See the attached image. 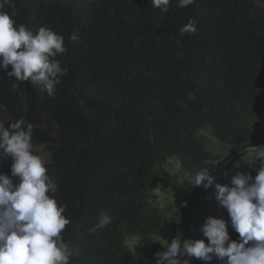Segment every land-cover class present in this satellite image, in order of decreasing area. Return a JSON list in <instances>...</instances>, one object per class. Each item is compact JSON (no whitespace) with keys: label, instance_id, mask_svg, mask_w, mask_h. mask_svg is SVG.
Here are the masks:
<instances>
[{"label":"clouds","instance_id":"obj_1","mask_svg":"<svg viewBox=\"0 0 264 264\" xmlns=\"http://www.w3.org/2000/svg\"><path fill=\"white\" fill-rule=\"evenodd\" d=\"M246 1L146 0L161 16L183 18L181 36L210 32L209 43L214 42L215 56L210 58L211 63L206 68L192 69L188 85L195 94L207 84L212 94H220L221 106L228 114L251 111L232 102L239 93L234 90L249 83L252 73L264 71V34L245 38L248 32L257 31L264 21V0H258L256 7L253 5L252 16L243 23L232 25L235 19L231 18L225 25L228 16L244 19ZM190 9L198 15L188 16ZM218 14L219 25L216 24ZM125 16L122 0H0V264H70L72 253L62 232L71 220L63 214L66 208L57 200L63 177L59 171L49 173L53 145L23 113L47 99L66 96L82 67L95 78L99 56L83 45L97 36L109 45H126L130 40L124 36ZM175 36L177 33L172 34V38ZM169 45L167 51H173ZM222 52L229 54L219 57ZM216 64L222 78L213 83L208 72ZM259 100L260 110L238 122L254 119V130H259L262 136H257L254 143L235 149L234 142L249 129L242 128L234 139L236 130L215 135L209 124L206 129L209 131L190 137L185 155L179 151L168 153L147 166L146 169L155 173L150 190L165 187L170 192L161 201L172 207L170 214L180 210L177 206H181V197L187 199V192L180 194L179 187L194 189L191 199L195 205L189 206L184 221L187 225H183L178 234L170 224L165 226L167 221L161 232L147 231L152 225L150 220H143L139 225L146 231L135 228L124 235L123 243L136 256L149 244L155 249V264H197L199 260L211 261L213 254L223 264H264V88L255 107ZM93 109L99 111L98 106ZM132 111L136 121L141 125L147 123L145 109L137 106ZM130 126L131 123H126L120 127L113 143L122 141ZM172 131L181 133V126L175 123ZM201 136L204 149L217 161V166L211 170L201 166L190 169L194 166L184 163V157L193 152ZM215 143L218 150L213 148ZM260 145L259 152L252 155ZM226 152L229 156L218 159V155ZM241 160H245L244 163L238 164ZM257 164L260 167L256 174L254 166ZM118 166L123 169L122 163ZM219 169L224 170L221 179L215 173ZM214 189L215 199L227 210L225 221H230L240 239L231 240L224 219L214 216L206 217L201 225L207 244L195 239V235L188 234L186 239L184 232L195 216L199 197L205 199L203 195L207 193L211 196ZM151 194L146 202L159 213L161 211L152 205ZM110 222L111 216L102 212L90 231L102 229ZM132 237L139 240L137 245L130 243Z\"/></svg>","mask_w":264,"mask_h":264},{"label":"trees","instance_id":"obj_2","mask_svg":"<svg viewBox=\"0 0 264 264\" xmlns=\"http://www.w3.org/2000/svg\"><path fill=\"white\" fill-rule=\"evenodd\" d=\"M257 1L247 0L244 19L228 16L225 25L231 18L235 19L232 25L249 19ZM122 3L126 11L124 36L130 41L126 45H109L101 36L89 40L83 47L99 56L95 78L82 67L66 96L47 99L37 108L23 113L53 145L49 173L59 171L63 177L57 200L59 205L65 206L63 214L71 220L62 232L72 253L70 264H155V249L147 244L136 256L123 243L124 235L135 228L146 231L139 225L143 220H150L152 225L147 231L157 229L161 232L167 221L177 233L183 228L189 206L195 205L191 199L194 189L178 188L180 194L187 192V199L181 197V206H177L180 210L172 214L156 213L146 202L155 179V173L146 169L147 166L168 153L179 151L185 155L190 137L200 131H209L206 130L209 124L215 135L236 130L234 139L242 128L249 129L234 142L235 149L254 143L257 136L262 137L259 130H254L252 117L242 124L238 122L260 110V100L256 107L255 102L264 88V71L252 73L249 83L234 90L239 93L232 102L251 111L228 114L221 106L220 94H212L207 84L195 94L188 85L192 69L206 68L211 63L210 58L215 56L214 42L209 43L210 32L181 36L183 18L161 16V12L150 8L146 0H122ZM187 14L198 15L194 9ZM173 33L177 36L172 38ZM261 34H264V21L257 31L248 32L245 38ZM168 45L173 51H167ZM227 54L222 52L219 57ZM208 78L213 83L222 78L218 64L208 72ZM33 97L39 100L35 94ZM136 97L139 98L137 102ZM94 106H98L99 111L94 110ZM137 106L148 112L145 125L134 119L132 110ZM126 123H131L128 135L113 143L115 134ZM175 123L181 126V133L172 131ZM202 140L203 136L196 141L193 152L184 157L185 164L194 166L190 169L201 166L211 170L217 166L215 157L204 149ZM118 163L123 164V169ZM259 167L260 164L254 166L256 174ZM223 172L222 169L215 172L220 176L218 179ZM215 193L214 189L211 196L208 197V193L203 196L208 202L213 199L211 203H216ZM205 199L199 197L200 203L196 205L189 229L196 223L192 220L198 219L199 211L204 214ZM167 209L171 211L172 207L167 206ZM225 210L214 207L202 220L214 216L225 221L222 217ZM102 212L111 216V222L102 229L90 231ZM226 225L230 239L238 241L239 234L231 228L230 221ZM202 239L208 243L207 237ZM197 264H223V261L213 254L211 261L199 260Z\"/></svg>","mask_w":264,"mask_h":264},{"label":"rangeland","instance_id":"obj_3","mask_svg":"<svg viewBox=\"0 0 264 264\" xmlns=\"http://www.w3.org/2000/svg\"><path fill=\"white\" fill-rule=\"evenodd\" d=\"M263 144V143H262ZM261 146L262 145H260V146H258V148L256 149V151H254V153H252V155H256L258 152H259V150L261 149ZM213 148L215 149V150H218V144L217 143H215L214 145H213ZM226 156H229V153H224V154H221V155H218L217 157H218V159H223V158H225ZM231 160V157L229 158V160L228 161H230ZM244 161L245 160H241V162H239L238 164H243L244 163ZM152 193V194H151ZM152 195L151 197H152V205L156 208V209H158V210H160V211H162V212H166V213H170V211L167 209V204H162L161 203V201H162V199H163V196L164 195H169L170 194V192H169V190L168 189H166L165 187H156V188H154V189H151L150 190V193H149V195ZM173 197H168L167 199H172ZM213 201V199L211 200V201H209V202H206V203H204V206L203 207H205L204 208V210H203V212H204V214L201 212V211H199V215H198V219L197 220H192V221H194V222H196L195 224H193L192 225V229L193 230H190L189 229V227H190V222H189V224H188V230L186 231V232H184L186 235H185V238L187 239V235L188 234H190V235H195V239H202L203 238V233H202V231H201V225L204 223V220H202V217L210 210V209H212V208H217V209H220V208H222V206L218 203V202H216V203H211ZM222 217H225V218H227L228 217V213H227V210H225L224 212H223V214H222ZM168 222L166 223V225L165 226H168ZM187 225V223H185L184 224V226H186ZM168 231H171V229H169ZM194 231H198L199 232V235H197V234H195L194 233ZM203 240V239H202ZM129 241H130V243L132 244H134V245H137L136 243L139 241L138 239H136V238H129ZM141 250V249H140ZM138 254H139V252H138ZM191 258H189V260H190Z\"/></svg>","mask_w":264,"mask_h":264},{"label":"bare ground","instance_id":"obj_4","mask_svg":"<svg viewBox=\"0 0 264 264\" xmlns=\"http://www.w3.org/2000/svg\"><path fill=\"white\" fill-rule=\"evenodd\" d=\"M94 132V131H93ZM128 251V250H127Z\"/></svg>","mask_w":264,"mask_h":264}]
</instances>
